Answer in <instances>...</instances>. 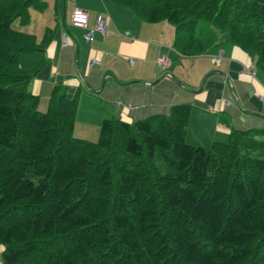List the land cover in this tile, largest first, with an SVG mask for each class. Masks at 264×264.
<instances>
[{
	"label": "trees",
	"instance_id": "1",
	"mask_svg": "<svg viewBox=\"0 0 264 264\" xmlns=\"http://www.w3.org/2000/svg\"><path fill=\"white\" fill-rule=\"evenodd\" d=\"M177 29L183 56L222 41L264 75V0H111ZM44 0H0V245L4 264H264V128L209 148L188 143L189 105L169 116L103 122L75 137L79 95L54 88L45 112L21 28ZM205 26L206 40L197 29ZM213 32V33H212ZM217 36L223 37L221 40Z\"/></svg>",
	"mask_w": 264,
	"mask_h": 264
},
{
	"label": "crops",
	"instance_id": "2",
	"mask_svg": "<svg viewBox=\"0 0 264 264\" xmlns=\"http://www.w3.org/2000/svg\"><path fill=\"white\" fill-rule=\"evenodd\" d=\"M53 1L56 17L51 26L44 20L37 28L21 29L40 42L50 30L51 43L44 53L22 55L20 65L32 71L44 62L31 85L40 111H46L58 85L69 99L79 95L74 132L78 139L88 141L78 130L99 129L107 119L131 124L169 116L182 105L192 109L187 141L194 146L209 148L226 142L234 132L264 128V75L254 69L255 75L250 74L252 60L240 48L222 41L208 54L183 56L176 48L177 29L167 22L148 24L111 0H68L71 12L75 7L88 12L90 28L99 16L108 18L107 33H95L89 43L84 40L86 31L64 18L58 24L62 0ZM94 58L99 64L92 65ZM162 58L168 61L166 68L158 64ZM4 251L0 245V264Z\"/></svg>",
	"mask_w": 264,
	"mask_h": 264
},
{
	"label": "rangeland",
	"instance_id": "3",
	"mask_svg": "<svg viewBox=\"0 0 264 264\" xmlns=\"http://www.w3.org/2000/svg\"><path fill=\"white\" fill-rule=\"evenodd\" d=\"M44 2H46V4H47V6H46V8L44 10H36V9H31L30 10V23L26 27H28V28H31V27L37 28L38 25L41 22L44 23L45 21H46L45 24L47 26H51L53 24L52 21L54 22L55 21V17H56V12L53 10V7H55L56 4H54L53 0H44ZM71 3H72L71 1L67 0L66 1V5H65L64 4V0H62L61 7L59 9L60 13H59L58 19H57L59 21L58 24H60V25L62 24L63 18L65 19V21H67V24L70 23V17H71V13H72L71 12V8H70V7H72ZM64 7H65V10H64ZM14 27L16 29H20V30L23 29V28H21L19 26L18 22L14 23ZM196 33H197L198 37H200V39H202V40H206L208 38V36L206 35L205 26L200 25V27H198ZM217 38L219 40H221L223 37L217 36ZM262 77L264 78V76H262ZM78 110H79V108H78ZM41 112H45V111H41ZM78 113H79V111H78ZM78 113H77V115H78ZM78 131H79L80 134H83L84 136H87L88 141L96 142V141H98L99 136H100L101 126H100L99 129L95 128L93 131H82V130H78ZM75 135L77 136V134H75Z\"/></svg>",
	"mask_w": 264,
	"mask_h": 264
},
{
	"label": "built area",
	"instance_id": "4",
	"mask_svg": "<svg viewBox=\"0 0 264 264\" xmlns=\"http://www.w3.org/2000/svg\"><path fill=\"white\" fill-rule=\"evenodd\" d=\"M108 18H106L105 16H99L97 18V21L95 23V26L93 28L89 27V14L87 11L81 9V8H74L72 13H71V17H70V23L72 25V27L77 28V29H81L86 31V35L84 36V40L86 42L91 43L94 39V34L95 33H99L102 35H105L107 33V29H108ZM67 42H64V45H66ZM221 57H218L215 59L216 63L220 62ZM131 64H134V60L132 59ZM167 59L162 58L158 61V64L161 67L166 68L167 67ZM99 64V60L97 58H94L92 60V65H97ZM249 72L250 74H254L253 68L250 67L249 68ZM264 99V96H263Z\"/></svg>",
	"mask_w": 264,
	"mask_h": 264
},
{
	"label": "water",
	"instance_id": "5",
	"mask_svg": "<svg viewBox=\"0 0 264 264\" xmlns=\"http://www.w3.org/2000/svg\"><path fill=\"white\" fill-rule=\"evenodd\" d=\"M178 84L182 86V84H180V83H178Z\"/></svg>",
	"mask_w": 264,
	"mask_h": 264
}]
</instances>
